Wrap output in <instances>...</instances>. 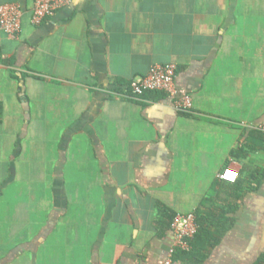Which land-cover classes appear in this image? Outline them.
Here are the masks:
<instances>
[{
	"label": "crops",
	"instance_id": "0c3cea01",
	"mask_svg": "<svg viewBox=\"0 0 264 264\" xmlns=\"http://www.w3.org/2000/svg\"><path fill=\"white\" fill-rule=\"evenodd\" d=\"M9 3L24 13L17 38L0 31V264H161L189 212L201 249L173 264H256L264 0H73L38 27L33 0ZM167 64L190 114L124 95Z\"/></svg>",
	"mask_w": 264,
	"mask_h": 264
},
{
	"label": "built area",
	"instance_id": "2783aa9c",
	"mask_svg": "<svg viewBox=\"0 0 264 264\" xmlns=\"http://www.w3.org/2000/svg\"><path fill=\"white\" fill-rule=\"evenodd\" d=\"M72 1L33 0L30 24L35 27L40 26L44 20L52 17ZM23 13V8L19 4L0 5V31L11 39L17 38L21 32ZM147 93L161 94L168 98L177 114L192 113V98L186 90L177 88L176 67L172 64L153 65L145 76L129 82L124 95L138 100ZM254 130L264 134V123L255 127ZM219 179L226 183H235L238 179V172L228 168L219 175ZM170 229L173 234L172 245L161 264H173L177 253L191 251V243L199 230L195 213L176 214L171 221Z\"/></svg>",
	"mask_w": 264,
	"mask_h": 264
},
{
	"label": "trees",
	"instance_id": "16d2710c",
	"mask_svg": "<svg viewBox=\"0 0 264 264\" xmlns=\"http://www.w3.org/2000/svg\"><path fill=\"white\" fill-rule=\"evenodd\" d=\"M147 94H149V93H147ZM146 94H144V96H145ZM254 132L255 133H257L258 135H260V136H262V138L264 139V134H262V133H260V132H257V131H255L254 130ZM196 215V214H195ZM196 221H197V224H198V226H199V230H198V233H197V235L195 236V238H194V240L192 241V243H191V245H192V248H191V251L190 252H179V253H177V255H179V254H191V256H193V254L195 255V253H197V252H200V250L199 249H201V247H199V248H196V242H197V239H198V237H199V235L201 234V225H200V223H199V221H198V217H197V215H196ZM176 255V256H177ZM175 256V257H176ZM199 259H202L203 257L202 256H200V257H198ZM198 260V259H197ZM256 264H264V254H262L260 257H259V259H258V261L256 262Z\"/></svg>",
	"mask_w": 264,
	"mask_h": 264
},
{
	"label": "rangeland",
	"instance_id": "374dc122",
	"mask_svg": "<svg viewBox=\"0 0 264 264\" xmlns=\"http://www.w3.org/2000/svg\"><path fill=\"white\" fill-rule=\"evenodd\" d=\"M67 189H68V188H67ZM68 190H69V191H68V193H69L68 195H71V188H70V189H68Z\"/></svg>",
	"mask_w": 264,
	"mask_h": 264
}]
</instances>
